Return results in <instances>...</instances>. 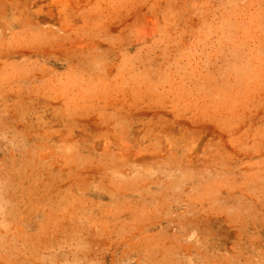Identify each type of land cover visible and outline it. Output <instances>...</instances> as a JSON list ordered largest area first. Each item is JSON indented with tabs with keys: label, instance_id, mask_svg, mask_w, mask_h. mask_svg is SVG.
I'll return each mask as SVG.
<instances>
[{
	"label": "rangeland",
	"instance_id": "374dc122",
	"mask_svg": "<svg viewBox=\"0 0 264 264\" xmlns=\"http://www.w3.org/2000/svg\"><path fill=\"white\" fill-rule=\"evenodd\" d=\"M0 264H264V0H0Z\"/></svg>",
	"mask_w": 264,
	"mask_h": 264
}]
</instances>
